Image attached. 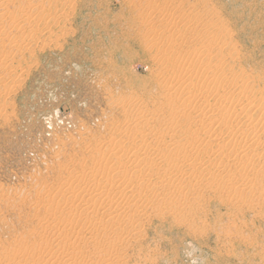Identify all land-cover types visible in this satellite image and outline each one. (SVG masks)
Listing matches in <instances>:
<instances>
[{
    "label": "rangeland",
    "instance_id": "rangeland-1",
    "mask_svg": "<svg viewBox=\"0 0 264 264\" xmlns=\"http://www.w3.org/2000/svg\"><path fill=\"white\" fill-rule=\"evenodd\" d=\"M262 116L264 0H0V264H264Z\"/></svg>",
    "mask_w": 264,
    "mask_h": 264
},
{
    "label": "bare ground",
    "instance_id": "bare-ground-1",
    "mask_svg": "<svg viewBox=\"0 0 264 264\" xmlns=\"http://www.w3.org/2000/svg\"><path fill=\"white\" fill-rule=\"evenodd\" d=\"M208 103H209V102H208ZM215 104L217 105V103H215ZM249 104H250V103H249ZM208 105H210V104H208ZM239 105H240V104H239ZM250 105H251V104H250ZM252 105H253V104H252ZM220 106H221V105H220ZM224 106H226V105H224ZM224 106H223V107H224ZM253 106H254V105H253ZM223 107H221V110H224ZM232 107H233V106H232ZM229 108H231V107H228V109H229ZM240 108H242L241 110H242L243 113H245L246 115H248L247 112H248L249 110H252L253 107H251V106H246V107L243 108V106H242V107H240ZM255 108H256V107H255ZM225 109H226V108H225ZM253 109H254V108H253ZM219 110H220V109H219ZM226 110H227V109H226ZM229 110H230V109H229ZM210 111H211V110H210ZM227 111H228V110H227ZM253 111H254V110H253ZM218 112H219V111H218ZM251 112H252V111H251ZM220 113H221V112H220ZM225 113H226V112H225ZM252 113H253V112H252ZM254 113H255V112H254ZM222 114H223V113H222ZM220 115H221V114H220ZM226 115H228V112H227ZM231 115H232V114H231ZM252 115H253V114H250V115H248V116H251V117H252ZM248 116H247V119H248ZM230 117H231V116H230ZM251 117H250V118H251ZM262 117H263V116H262ZM220 118H221V117H220ZM224 118H225V117H224ZM243 118H244V117H243ZM250 118H249V119H250ZM263 118H264V117H263ZM247 119H246V120H247ZM253 119L255 120L256 118L254 117V118H252L251 120H253ZM261 119H262V118H261ZM217 120H218V119H217ZM254 120H253V121H254ZM256 120H257V119H256ZM256 120H255V121H256ZM218 121H219V120H218ZM218 121H217L216 124L219 123ZM253 121H251L250 124H249V126H248L250 129H254V128H255L254 125H253V124H254ZM263 121H264V120H263ZM209 122H210V121H209ZM212 122H213V121H212ZM223 122H224V121H223ZM223 122H222V124H223ZM259 122H260V121H259ZM224 123H226V122H224ZM244 123H247V122H243V124H244ZM222 124H220V126H221ZM226 124H227V123H226ZM226 124H225V125H226ZM228 124H229V123H228ZM247 124H248V123H247ZM247 124H246V125H247ZM255 124H256V123H255ZM260 124H261V123H260ZM212 125H214V124H212ZM223 125H224V124H223ZM263 125H264V124H263ZM256 126H257V125H256ZM239 128H240V127H239ZM239 128L237 129V131L240 130V129L242 128V126H241L240 129H239ZM219 129H220V128H219ZM232 129H233V128H232ZM232 129H231V131H232ZM210 130H211V129H210ZM210 130H209V134L212 135V133H211ZM207 132H208V131H207ZM225 132H226V131H225ZM225 132H224V133H225ZM234 132H236V131H234ZM244 133H246V131H244ZM195 134H196V133H195ZM222 134H223V132H222ZM229 134H230V133H229ZM211 135H210V136H211ZM239 135H240V134H239ZM243 135H244V134H243ZM254 135H255V134H254ZM217 136H218V135H217ZM232 138H233V137H232ZM235 138H236V137H235ZM235 138H234V139H235ZM237 138H238V137H237ZM244 140H246V138H244ZM247 142H248V141H247ZM235 143H236V142H235ZM247 145H248V144H247ZM247 145H246V146H247ZM219 146H220V145H219ZM239 146H240V145H239ZM246 146H244V147H246ZM248 146H249V145H248ZM233 147H235V146H233ZM234 149H235V148H234ZM243 149H244V148H243ZM232 150H233V149H232ZM241 150H242V149H241ZM234 152H235V151H234ZM232 154H233V153H232Z\"/></svg>",
    "mask_w": 264,
    "mask_h": 264
}]
</instances>
